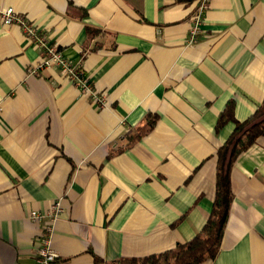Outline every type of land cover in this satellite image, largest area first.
<instances>
[{
	"label": "crops",
	"instance_id": "0c3cea01",
	"mask_svg": "<svg viewBox=\"0 0 264 264\" xmlns=\"http://www.w3.org/2000/svg\"><path fill=\"white\" fill-rule=\"evenodd\" d=\"M199 2L0 0L103 99L57 66L29 74L38 49L0 20V264H35L47 227L59 264L160 253L202 228L217 151L264 98V0H209L188 44ZM230 184L219 252L200 264H264V134Z\"/></svg>",
	"mask_w": 264,
	"mask_h": 264
},
{
	"label": "trees",
	"instance_id": "16d2710c",
	"mask_svg": "<svg viewBox=\"0 0 264 264\" xmlns=\"http://www.w3.org/2000/svg\"><path fill=\"white\" fill-rule=\"evenodd\" d=\"M154 117L149 124L154 122ZM234 120L231 106L221 112L218 126ZM264 134V98L249 119L235 122L234 130L217 151L215 192L211 210L202 228L191 239L173 248L144 257H120L113 264H200L215 258L220 249L233 193L230 171L237 156Z\"/></svg>",
	"mask_w": 264,
	"mask_h": 264
},
{
	"label": "built area",
	"instance_id": "2783aa9c",
	"mask_svg": "<svg viewBox=\"0 0 264 264\" xmlns=\"http://www.w3.org/2000/svg\"><path fill=\"white\" fill-rule=\"evenodd\" d=\"M209 0H200L195 14L192 16V23L187 34V43L196 42L199 33V25L202 20V12L207 7ZM0 20L3 24H16L20 27L23 36L32 43L39 51V58L36 63L29 68V74H39L40 70L57 66L62 74L71 83L79 87L85 93L93 95V99L103 103V99L93 92L92 88L86 83L82 75L81 63L73 62L63 55L62 51L47 35L39 29L37 25L27 19L24 15L17 13L13 7H0ZM58 202L54 203L51 218L55 219L59 212ZM30 217L39 219L40 214L36 211L30 212ZM35 264H59L57 253L51 246V228L47 227L42 235L41 245L36 251Z\"/></svg>",
	"mask_w": 264,
	"mask_h": 264
}]
</instances>
